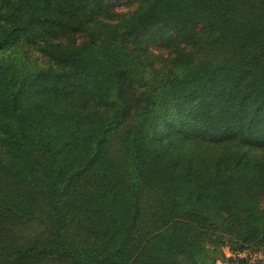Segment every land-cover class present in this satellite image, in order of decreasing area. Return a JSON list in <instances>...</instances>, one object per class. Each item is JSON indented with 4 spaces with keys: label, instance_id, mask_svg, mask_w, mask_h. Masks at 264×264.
<instances>
[{
    "label": "trees",
    "instance_id": "16d2710c",
    "mask_svg": "<svg viewBox=\"0 0 264 264\" xmlns=\"http://www.w3.org/2000/svg\"><path fill=\"white\" fill-rule=\"evenodd\" d=\"M117 1L0 0V264L264 251V0Z\"/></svg>",
    "mask_w": 264,
    "mask_h": 264
},
{
    "label": "rangeland",
    "instance_id": "374dc122",
    "mask_svg": "<svg viewBox=\"0 0 264 264\" xmlns=\"http://www.w3.org/2000/svg\"><path fill=\"white\" fill-rule=\"evenodd\" d=\"M135 6V3L132 0H118L116 2V8L120 11H125L132 9ZM223 252L225 254V258L217 259L215 264H241L239 252L230 249L228 246L223 247ZM256 261H251L250 258L245 261V264H254Z\"/></svg>",
    "mask_w": 264,
    "mask_h": 264
},
{
    "label": "built area",
    "instance_id": "2783aa9c",
    "mask_svg": "<svg viewBox=\"0 0 264 264\" xmlns=\"http://www.w3.org/2000/svg\"><path fill=\"white\" fill-rule=\"evenodd\" d=\"M240 257H249L251 261H256L258 259H264V251L250 252L243 250L239 252Z\"/></svg>",
    "mask_w": 264,
    "mask_h": 264
},
{
    "label": "water",
    "instance_id": "95a60500",
    "mask_svg": "<svg viewBox=\"0 0 264 264\" xmlns=\"http://www.w3.org/2000/svg\"><path fill=\"white\" fill-rule=\"evenodd\" d=\"M213 264V263H212Z\"/></svg>",
    "mask_w": 264,
    "mask_h": 264
}]
</instances>
